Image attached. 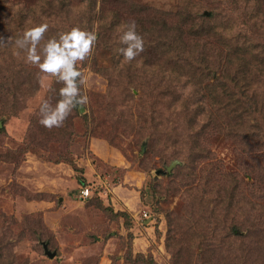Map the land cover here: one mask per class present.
Listing matches in <instances>:
<instances>
[{
    "label": "trees",
    "instance_id": "obj_1",
    "mask_svg": "<svg viewBox=\"0 0 264 264\" xmlns=\"http://www.w3.org/2000/svg\"><path fill=\"white\" fill-rule=\"evenodd\" d=\"M89 2L41 0L25 4L21 11L18 9L22 6L16 7L14 3L4 2L9 6L0 7V37L4 41L0 43V88L7 97L4 104L0 96V119L25 109L27 101L32 98L31 92L40 89V81L45 75L39 73L35 66L25 63L23 53L16 55L17 49L8 43V38L14 40L26 28L47 23L49 31L45 39H48L58 32L73 26L81 27L85 22L92 23L97 19L91 31L95 24L100 41L96 42L91 56L80 64L107 77L113 89L119 87L115 83L117 79L125 78L126 84L120 86L123 89L120 95L106 94L112 99L109 108L111 106L113 113L108 117L114 126L107 132V129L101 133L90 130V135H102L110 145L117 147L113 135L120 126L136 133L137 143L141 142L137 144L139 146L144 138H148L145 156L156 151V144L162 141L165 142L164 150L173 148L179 154L192 153L200 163L207 162L203 167L206 173L203 181L211 189L206 190V201L211 198L216 202L224 197L226 208L230 210L226 216H230L231 225L225 234L224 215H221L211 218L213 230L201 236L198 233L193 235L201 238L203 244L212 245L206 249L209 252H218L214 247L228 251L225 258L228 262L231 260L230 264H264L261 261L264 244V34L243 28L248 26L246 21L249 19L264 24V0H223L221 6L230 7L232 15L227 22L223 12L209 9L203 13L194 6L189 8L186 0H179L176 13L133 3L123 12L122 4L126 0H100V9L98 0ZM85 3L90 6L81 11ZM131 21H135L138 34L144 38L145 50L129 63L117 49L125 47L119 42V36ZM235 28L237 30L233 33ZM185 38L195 45L204 44L203 51L209 57L183 52ZM178 46H181V53ZM221 55L230 60L224 62V57L218 58ZM62 86L54 81L50 88L46 99L53 105L59 99ZM81 92L83 94L82 86ZM78 108L72 110L63 127L51 130L44 127L47 142L70 141L71 144L76 140L73 119L78 116ZM133 116H136L135 121ZM38 117V113L35 114L33 123L40 129ZM84 118L88 121L86 114ZM104 122L101 127L108 120ZM87 124L90 129L93 127V124ZM2 133L0 130V136ZM33 133L28 136L38 137L36 131ZM213 141L221 145L231 144L234 168H229L223 160H214L208 148ZM173 156L171 154L169 158ZM66 162L79 173L80 190L88 188L90 191L89 197L81 198L82 201L90 205V201L96 200L103 206L99 197L102 190L88 185L91 182L85 175L87 169L79 168L73 159H66ZM190 162L191 168L195 169V160L190 157ZM168 166L163 170L164 174L174 176L175 171L168 172ZM122 170L124 175L127 170ZM214 187L218 189L213 191ZM126 213L116 216L128 217ZM220 233L223 234L221 241L217 238ZM232 236L242 243L253 242L252 246L243 245L246 254L233 251L232 247H223L225 240L229 246L230 243L232 245ZM42 244L51 249L48 243ZM234 244L240 245L239 241ZM246 256L250 260L247 261ZM2 259L3 252L0 251V262Z\"/></svg>",
    "mask_w": 264,
    "mask_h": 264
},
{
    "label": "rangeland",
    "instance_id": "obj_2",
    "mask_svg": "<svg viewBox=\"0 0 264 264\" xmlns=\"http://www.w3.org/2000/svg\"><path fill=\"white\" fill-rule=\"evenodd\" d=\"M0 1V7L14 3L16 7L22 6L18 9L21 11L25 4H35L41 0ZM126 1L122 4L123 12L130 9V3L167 13L179 11V0ZM87 2L90 3L89 0ZM222 2L186 0L185 4L203 13L216 9L223 12L226 16L224 21L227 22L232 15L229 13L230 7L221 6ZM85 4V7L80 8L81 11H86L87 6H90ZM96 21L85 22L80 26L91 31ZM246 23L248 26L243 28L264 34V24L260 21L249 19ZM93 28L95 31V24ZM184 40L187 41L182 45L183 52L209 57L203 51L204 44L195 45L187 38ZM97 41H100L98 33ZM180 47L177 49L181 53ZM219 57H224V62L230 60L225 55ZM77 67L86 78L82 91L88 96L89 102L81 113L79 106L78 116H74L77 137L73 143L47 142L44 127L37 129L33 123L41 102L46 100L55 81L48 75L42 77L40 89L31 92L32 98L27 101L25 109L0 119V130H3L0 136V251L3 252V259L0 264H230L231 260L228 262L225 258L228 251L214 247L218 252H209L206 249L212 245L203 244L201 238L193 235L198 233L201 236L213 230L211 218L221 215H224L225 234L231 225L230 216H226L230 210L226 208L224 197L216 202L211 198L206 201V190L211 189L203 181L206 177L203 167L207 162L200 163L191 152L179 154L173 148L164 150L165 142L162 141L156 144V151L145 156L148 138H144L139 146L137 144L141 142L137 143L136 133L120 126L117 127L116 135H113L117 147L110 145L100 134L99 137L90 135V130L101 133L114 126L112 122L109 123L111 117H108L113 113L111 106L109 108L112 99L106 94L120 95L123 92L120 86L126 84V79H117L115 83L119 87L113 89L107 77L95 73L93 68L82 67L80 62ZM3 93L5 91L0 88L2 103L5 104L7 97ZM85 114L88 121L84 118ZM132 119L135 121L136 116ZM105 120L108 122L101 127ZM87 123L93 124V127L90 129ZM33 131L38 133V137L28 136L34 134ZM97 140L103 142V146H98ZM144 144L146 149L142 153ZM208 148L214 160H223L229 168H234L235 157L230 143L221 145L213 141ZM171 154L174 156L169 158ZM190 157L195 160V169L191 168ZM66 159H73L79 168L83 166L87 169L85 175L91 182L88 185L102 190L99 197L103 206L96 200L87 205L75 197L82 190L77 180L79 173L67 164ZM175 160L179 161L171 171H175V175L164 174L165 167ZM116 164H126L127 170L134 174L122 175V169L112 168ZM100 174L103 176L99 178ZM104 177L109 178L108 182ZM116 183L131 198L138 196L133 190L141 194L144 208L136 216L132 217L128 213V217L116 216L125 213L117 208L116 199L112 200V196L116 198L121 193L119 187V190L114 187ZM70 188L74 190L71 195ZM216 189L214 187L213 191ZM145 214L147 217H144ZM222 235H218V240L221 241ZM231 239L232 245L230 243L229 246V242L223 240V247H232L231 250L243 254H246L243 245L253 243H242L233 236ZM207 240L211 239L207 237ZM238 241L240 245L234 244ZM42 242L50 245V252H56L54 258L45 254ZM262 247L261 261H264V244ZM246 260L250 259L246 256Z\"/></svg>",
    "mask_w": 264,
    "mask_h": 264
},
{
    "label": "clouds",
    "instance_id": "obj_3",
    "mask_svg": "<svg viewBox=\"0 0 264 264\" xmlns=\"http://www.w3.org/2000/svg\"><path fill=\"white\" fill-rule=\"evenodd\" d=\"M125 28L119 36V42L125 47L117 51L124 61L131 63L145 50L144 38L138 34L135 21L125 25ZM48 31L47 23L33 25L26 28L18 38L13 40L9 37L8 43H12L17 49L16 55L23 53L25 63L35 66L39 73L51 76L63 85L54 105L46 99L39 106L38 123L51 130L63 127L75 107L84 108L89 102L88 96L81 92L86 78L77 64L91 56L97 34L94 30L73 26L45 39ZM3 42L0 37V43Z\"/></svg>",
    "mask_w": 264,
    "mask_h": 264
},
{
    "label": "crops",
    "instance_id": "obj_4",
    "mask_svg": "<svg viewBox=\"0 0 264 264\" xmlns=\"http://www.w3.org/2000/svg\"><path fill=\"white\" fill-rule=\"evenodd\" d=\"M103 142H101L100 140H97V145L98 146H103V144H102ZM110 168H111V166H110ZM112 168H117V169H126L127 170V167H126V164L125 165H117L116 164V166L115 167H112ZM129 174V175H128ZM132 174H134V173H131V171H126V175H128V176H132ZM103 176V174L101 175H99V178L100 177H102ZM135 176V175H134ZM108 177H104V180H106V182H108ZM103 180V181H104ZM103 183V182H102ZM114 187H116L118 190H119V185L116 183V185L114 186ZM113 187V188H114ZM119 187V188H118ZM121 189H123V188H120V192L121 193H118L117 194V196L118 197H113L112 196V200H113V198L114 199H116V206H117V208L118 209H120L121 211H127L132 217H134V216H136L137 215V212H139L141 209H143L144 207L142 206V196H141V194L140 193H137V191H135V190H133V192H135L136 193V195H138L137 197H134V198H131V196H130V194L128 195V192H124V190H121ZM71 190V188L69 189V191ZM69 191L67 192V194L69 195ZM72 192V193H71ZM71 192H70V195L71 194H73L74 193V190H71ZM130 193H132V191L130 192ZM69 197V196H68ZM75 197H77L78 198V200L80 201V202H84V201H82V199L79 197V195L77 194V195H75ZM74 197V198H75ZM66 199L67 198H65V201H66ZM120 207V208H119Z\"/></svg>",
    "mask_w": 264,
    "mask_h": 264
},
{
    "label": "water",
    "instance_id": "obj_5",
    "mask_svg": "<svg viewBox=\"0 0 264 264\" xmlns=\"http://www.w3.org/2000/svg\"><path fill=\"white\" fill-rule=\"evenodd\" d=\"M83 112V108H80V113ZM0 128H2V123L0 122ZM145 149H146V144L143 145L142 147V153L145 152ZM179 164V161L175 160L173 162H171V164L167 167V171L168 172H171L172 169L174 167H176V165ZM44 250H45V254L50 257V258H54L56 256V252H50V250L48 249L47 245L44 244Z\"/></svg>",
    "mask_w": 264,
    "mask_h": 264
},
{
    "label": "built area",
    "instance_id": "obj_6",
    "mask_svg": "<svg viewBox=\"0 0 264 264\" xmlns=\"http://www.w3.org/2000/svg\"><path fill=\"white\" fill-rule=\"evenodd\" d=\"M89 195H90L89 189L88 188H83L80 191L79 197L82 198V199H85V198L89 197ZM144 217H147V215L145 214Z\"/></svg>",
    "mask_w": 264,
    "mask_h": 264
}]
</instances>
